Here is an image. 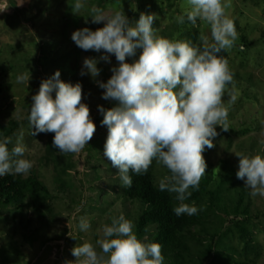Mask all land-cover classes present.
Instances as JSON below:
<instances>
[{
    "label": "rangeland",
    "instance_id": "rangeland-1",
    "mask_svg": "<svg viewBox=\"0 0 264 264\" xmlns=\"http://www.w3.org/2000/svg\"><path fill=\"white\" fill-rule=\"evenodd\" d=\"M74 3L75 0H0V124L8 125L11 120L19 123L10 136L9 148L22 133L26 150L19 158L32 162L28 174L39 172L53 195V199L41 206L43 219H37L27 209L22 214L12 207L0 210V264H65L66 261L74 264V247L90 242L100 251L97 241L104 238L105 225L121 214L134 225L140 213L137 203L129 205L128 211L121 209L123 185L118 178L119 170L104 156L108 129L101 124L103 115L98 106L109 109L117 106V102L102 98L105 90L99 83L107 82L118 61L114 54L104 50L85 51L71 38L76 30L87 27L95 31L104 26L103 21L96 23V28L92 25L90 9L98 7L107 16L123 12L130 16L133 25L141 14L155 13L158 19L153 27L157 36L187 40L202 47L203 34L211 42L210 26L206 22L199 19L196 25L187 20L182 25L176 22L178 15L190 10L187 0H82L84 7L78 13L72 9ZM231 3L227 14L234 20L239 35L235 46L227 51L229 67L236 74L235 82L224 96V103L229 107V130L223 131L217 126L219 135L213 141L215 147L205 148L202 155L207 168L213 172L212 185L224 162L234 170L231 182L235 188L227 184L219 194L228 200L244 190L243 204L249 206L248 217H240L238 223L246 228L253 241L249 242L227 218L221 229L225 233L223 244L234 250L235 260L248 258L264 264V197H253L245 181L236 176L237 153L264 157V0H231ZM141 52L142 49H137L136 55L127 57L126 62H134ZM103 55H108L109 61L101 60ZM85 58L98 61L99 76L93 78L86 70L83 76L80 74ZM57 70L62 81L81 83L82 102L88 105L96 125L89 145L75 154L55 148L50 142L54 133L32 135L35 127L28 120L32 96L38 93L42 80L51 78ZM23 75L30 77L28 82L18 81ZM4 137L0 134V139ZM58 178L64 183L61 187ZM208 205V199L202 196L199 206L209 220L208 228L214 232L223 221L216 209ZM228 206L231 208V203ZM81 218L90 224L87 231L79 228ZM150 236L148 233L141 240L148 242ZM225 256H228L226 252L223 261ZM204 264L224 262L206 259Z\"/></svg>",
    "mask_w": 264,
    "mask_h": 264
},
{
    "label": "clouds",
    "instance_id": "clouds-1",
    "mask_svg": "<svg viewBox=\"0 0 264 264\" xmlns=\"http://www.w3.org/2000/svg\"><path fill=\"white\" fill-rule=\"evenodd\" d=\"M187 2L190 10L175 19L181 25L185 19L196 25L199 19L210 26L211 42L201 34L202 47L187 40L157 36L153 27L158 19L155 13L141 14L133 25L125 13L117 11L107 16L98 7H92L89 16L93 23L103 21L104 26L95 31L85 27L71 37L79 48L104 50L118 61L107 82L99 83L105 90L102 98L116 101L117 106L98 109L103 115L101 124L108 129L104 156L119 170L122 185L130 188L133 181L129 173L144 174L156 161L170 172L160 180L159 189L177 194L181 202L191 196L190 188H199L207 168L202 153L205 148L215 147L217 126L229 130V107L224 96L234 73L229 61L219 53L230 51L239 35L227 14L231 0ZM71 6L78 13L84 4L75 0ZM240 47L243 50V45ZM137 49H142L139 58L126 62ZM100 59L107 62L109 56ZM97 63L94 58H85L80 74L83 76L86 70L93 78L99 76ZM60 75L57 70L51 78L42 80L38 93L32 96L28 120L35 127L32 135L54 133L53 146L62 153L75 154L89 145L96 125L88 105L82 102L81 83L64 82ZM29 79L27 75L18 77L19 82ZM22 139L21 133L11 149V137L0 139V177L28 174L33 167L29 160L19 158L26 150ZM236 155L237 178L245 181L253 197H264V157ZM197 212L196 206L187 203L174 208L177 216ZM89 227L88 221L81 218L80 230L87 231ZM103 237L97 241L100 251L90 242L74 247V264H164L162 245L138 239L133 223L122 214L103 227Z\"/></svg>",
    "mask_w": 264,
    "mask_h": 264
},
{
    "label": "trees",
    "instance_id": "trees-1",
    "mask_svg": "<svg viewBox=\"0 0 264 264\" xmlns=\"http://www.w3.org/2000/svg\"><path fill=\"white\" fill-rule=\"evenodd\" d=\"M128 18L131 22L130 16ZM91 23L95 28L97 27L96 23ZM197 35V32L193 34L195 38ZM244 40L245 44L248 43L246 39ZM219 55L230 61L227 51L222 50ZM235 80L236 74L234 73L233 83ZM18 127L19 123L15 120H11L8 125L2 123L0 124V134L10 137ZM50 142L52 143V140ZM51 147L49 146L50 149ZM233 171L224 162L220 172L217 173V181L212 185L213 172L206 168L198 190L190 188L191 196L181 202L176 198L177 194L159 189L160 180L170 175V172L162 164L153 161L146 173L140 175L129 173L133 183L130 188L123 186L121 209L128 211L129 205L139 204L140 213L134 219V231L138 239H142L150 233L148 242H158L162 245L164 264H204L206 259L210 261L218 259L224 264H256L248 258L235 260L234 250L223 244L225 233H221L223 231L221 229L224 228L223 225L227 218L229 223L241 231L249 242L253 241L251 234L238 223L240 217L249 215V206L243 204L244 190L228 200L219 194V191H222L227 184L235 188L231 182ZM60 180L61 178L57 179L59 183L61 182L59 185L61 187L64 183ZM60 190L63 189L60 188ZM202 196L208 199V206L216 209V213L221 216L223 221L221 227L219 229L217 227L214 232L208 228L209 220L204 217V211L199 206ZM51 199H53L52 192L41 179L39 172L34 171L28 175L13 173L0 177V210L12 207L22 214L27 209L35 214L37 219H43L44 214L41 206L45 201ZM228 202L231 203V208H229ZM180 203L194 205L198 208V212L191 216L187 214L177 216L174 213V208L178 207ZM212 212L214 213V211ZM224 252L228 255L225 256V261L222 260Z\"/></svg>",
    "mask_w": 264,
    "mask_h": 264
}]
</instances>
